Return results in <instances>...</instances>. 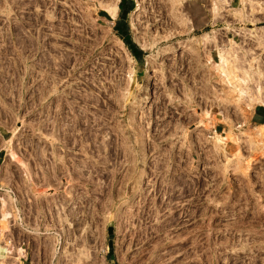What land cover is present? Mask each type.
Returning a JSON list of instances; mask_svg holds the SVG:
<instances>
[{
    "label": "rangeland",
    "instance_id": "rangeland-1",
    "mask_svg": "<svg viewBox=\"0 0 264 264\" xmlns=\"http://www.w3.org/2000/svg\"><path fill=\"white\" fill-rule=\"evenodd\" d=\"M106 3L117 0H0V185L47 235L28 237L23 263L1 247L0 264H264V128L250 115L264 104V0L205 3L203 68L174 14L185 0H143L117 21L135 55ZM247 12L250 26L234 17ZM74 224L91 236L76 251L64 238L62 254Z\"/></svg>",
    "mask_w": 264,
    "mask_h": 264
},
{
    "label": "crops",
    "instance_id": "crops-1",
    "mask_svg": "<svg viewBox=\"0 0 264 264\" xmlns=\"http://www.w3.org/2000/svg\"><path fill=\"white\" fill-rule=\"evenodd\" d=\"M236 1L238 3H240V0H236ZM142 2H143V0H140V8L139 9H141ZM206 2H208V0H185V7H184L185 9H183L182 15H180L177 12V10L174 12V14L176 15L175 17H180V18L182 17L183 19L186 20L187 24L189 25V27L184 25L182 28H184V31H185L184 33L188 35V37H187L188 41L191 42V48H186V50L189 51L187 53H189V55H190V60L189 61L191 62V66H197L198 64H197V62L195 60L199 58L198 59L200 61V66L199 67H202V68L205 67V65L208 64V62L202 61L197 53L198 52L201 53V52L205 51L206 45L198 46V47L196 45L200 41H201V43L206 44V41L202 37V33L198 32L199 28L197 27V25L198 24H203L205 17H207L209 15V13L207 12V9L205 8V3ZM136 7H137V0H117V12L118 13L116 14L117 16H115L116 18L115 17L113 18L114 19L113 24L114 25H118V27L116 28V31L120 35L130 34V31H131L132 28L129 27V26L123 28L124 26L119 25L117 21L119 19L123 18V20L127 23L128 18H129V14L133 10H135ZM231 13H233V12H231ZM213 15H214V13H213ZM234 17L239 19L238 23H242V24L244 23L245 25L250 26V23H252V22H247V20L253 18L254 16L250 12H247V13L242 14V15L235 14ZM244 20H246V21H244ZM205 25H208V23L205 24ZM143 29H146V28H143ZM149 29L151 30V33L154 34L155 30H156V27L152 26ZM168 29H169V31H167V34L171 32V29L170 28H168ZM160 30H161V27H160L159 31ZM211 30H208V31H211ZM175 31L177 32V29ZM209 35L211 36V38H210V40L208 42H209V44L211 43V45H212L209 48L211 50V54L213 55L214 51H215L216 52L215 56L219 55V58H220V54H219L220 53V49L218 50L219 43H218V40H217L218 37L217 36H213L212 32H210ZM194 39L197 42H193V41H195ZM201 55H202V53H201ZM193 63H195V64H193ZM198 77H203V75H198ZM197 80L203 81L201 78L197 79ZM250 115L254 119L255 122H259L258 124H263L264 123V120H263L264 119V104L263 105L262 104L261 105H255L253 110L250 112ZM29 223H30V226L33 227V228H31L33 232H32V234L30 236L35 237L36 240L42 246H43V244L45 245L46 242L44 240L46 239L47 235L45 236L44 235L45 232H43L44 230L40 229L41 228V222L39 221V224H37L38 227H39L37 229H35L36 226L33 225L32 220H30ZM87 225L88 226H86V227H89V224H87ZM92 229H93V226H90L89 228L84 229V230H81V229L76 230L75 224H74V226H72V229H69L67 227L66 228V232L64 234H62V235L64 236L65 239H67L68 237H70L71 239H74V243L73 244H74V247H75L74 250L76 251V248L79 247L78 244L83 239V236H85L86 233H87L88 236H91V230ZM40 232H43V233L41 234ZM74 237H76L77 239L74 238ZM29 249H30L31 256H39V253H41L39 244H38V246L37 245L33 246V244H31ZM74 250H73V252H74ZM80 256H83V255H80ZM74 257H77V255H74ZM14 259L18 260V257L14 258ZM19 260H20V258H19ZM21 263H23V262L21 261Z\"/></svg>",
    "mask_w": 264,
    "mask_h": 264
},
{
    "label": "built area",
    "instance_id": "built-area-1",
    "mask_svg": "<svg viewBox=\"0 0 264 264\" xmlns=\"http://www.w3.org/2000/svg\"><path fill=\"white\" fill-rule=\"evenodd\" d=\"M232 1V0H231ZM248 2H252L253 4L258 5V2L261 0H247ZM231 3V2H230ZM258 7V6H257ZM259 13V12H257ZM240 25H237L234 29L235 35L238 34V28ZM237 28V29H236ZM28 33H30L28 31ZM8 190L10 196L13 197V200L9 198L8 202L5 204L4 209L10 213V216L6 218L2 223L0 222V243L4 247V251L6 252V261L12 260L20 255V259H26L28 257L29 252L27 251L26 244L29 242L30 235L32 234V229L28 224L27 220L23 221L22 215L15 212L19 208L15 203V193L10 187H4L0 185V197H5V192ZM2 209V202L0 199V212ZM26 217V216H25ZM41 234L43 232H40ZM61 237L57 242V248L61 247ZM22 249V253L19 252V249Z\"/></svg>",
    "mask_w": 264,
    "mask_h": 264
},
{
    "label": "bare ground",
    "instance_id": "bare-ground-1",
    "mask_svg": "<svg viewBox=\"0 0 264 264\" xmlns=\"http://www.w3.org/2000/svg\"><path fill=\"white\" fill-rule=\"evenodd\" d=\"M104 8H106V10L108 11V13H109V15L112 17V18H114L115 16H117L116 14L118 13L117 12V5H116V3H113V4H108L107 5V3L104 5ZM140 8V1L138 2V4H137V7H136V9L134 10V12L135 11H137L138 9ZM213 11H214V13L216 14L217 13V11H218V6H217V4H215L214 5V8H213ZM132 13H133V11H132ZM116 18V17H115ZM235 47V46H234ZM234 47H233V45H231V48L233 49V51H232V57H234V58H236V60H240V56L238 55V53H239V51L237 52V49H236V47H235V49H234ZM239 50V49H238ZM228 49H220V56L222 57V59H223V61L227 64L228 63V61H229V59H228ZM224 53L223 55H222V53ZM243 60V59H242ZM242 60H240V61H242ZM242 63V62H241ZM246 66V65H245ZM243 66H242V64H241V68H242ZM246 69V74L247 75H245V76H247L246 78H244V79H242V80H240L241 81V83H242V85L244 86V87H241V89H240V93H241V95L243 96L245 93H246V89H245V86H248L249 85V83L251 82V78H253L254 77V79L256 78L254 75H251V73H250V71L248 70V68L246 67L245 68ZM245 74V73H244ZM255 75H257V79H255V88H256V91H257V96L260 98L259 100H260V102H262V103H264V70H263V67L262 68H259V72L257 71V74H255ZM252 76V77H251ZM259 76V77H258ZM263 79V80H262ZM254 81V80H253ZM240 95V96H241ZM244 97V96H243ZM250 104V103H249ZM252 105V104H251ZM259 128H264V123L263 124H261V125H259L258 126ZM3 200H5V203L6 202H8V201H6V200H8L7 198L6 199H4L3 198ZM2 202V201H1ZM4 202V201H3ZM7 212L8 211H6V214H7ZM8 215H10V214H7V216ZM6 216V215H5ZM7 216L5 217V218H7ZM66 231V230H65ZM64 232V231H63ZM60 233V232H59ZM62 234H64V233H61V235H60V237H61V244H62V247H61V253H62V251H63V253L62 254H66V250H67V246L65 245V242H63L64 240V236L62 235ZM63 236V237H62ZM63 238V239H62ZM49 246H50V244H48ZM1 247L2 248H4L3 247V245L2 244H0V249H1ZM19 249V248H18ZM51 249L53 250L54 249V247L52 246L51 247ZM63 249V250H62ZM22 250V249H21ZM22 253V252H21ZM85 253V252H84ZM83 253V254H84ZM89 253V252H88ZM62 256V255H61ZM65 256V255H64ZM18 257V256H17ZM87 257H88V255H87ZM16 258V257H15ZM20 257H18V259H19ZM62 258V257H61ZM90 259V258H89Z\"/></svg>",
    "mask_w": 264,
    "mask_h": 264
},
{
    "label": "trees",
    "instance_id": "trees-1",
    "mask_svg": "<svg viewBox=\"0 0 264 264\" xmlns=\"http://www.w3.org/2000/svg\"><path fill=\"white\" fill-rule=\"evenodd\" d=\"M121 2V1H120ZM104 15H107L105 12H103ZM122 36V39L124 40V42L127 44V46L130 48V50L132 51V53L135 55V54H139V51L141 52V49L140 50H136L135 47H136V44L135 42L130 38L129 34H126V35H121Z\"/></svg>",
    "mask_w": 264,
    "mask_h": 264
},
{
    "label": "flooded vegetation",
    "instance_id": "flooded-vegetation-1",
    "mask_svg": "<svg viewBox=\"0 0 264 264\" xmlns=\"http://www.w3.org/2000/svg\"><path fill=\"white\" fill-rule=\"evenodd\" d=\"M110 146H111V145H109V151H108V152L111 151V149H110L111 147H110ZM95 150H96V149H93L94 152H95ZM95 175H96V173H95V172H92V176L95 177ZM60 205H61V203H60ZM62 206H63V205H61V207H62ZM61 207H60L59 209H61L60 212L63 214L64 211H66V209H63V208H61ZM65 207H66V206H64V208H65Z\"/></svg>",
    "mask_w": 264,
    "mask_h": 264
}]
</instances>
